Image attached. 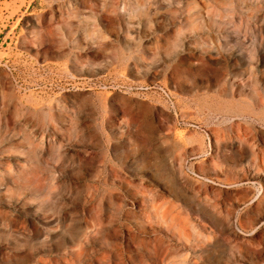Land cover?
<instances>
[{"label": "rangeland", "instance_id": "1", "mask_svg": "<svg viewBox=\"0 0 264 264\" xmlns=\"http://www.w3.org/2000/svg\"><path fill=\"white\" fill-rule=\"evenodd\" d=\"M0 264H264V0H0Z\"/></svg>", "mask_w": 264, "mask_h": 264}]
</instances>
